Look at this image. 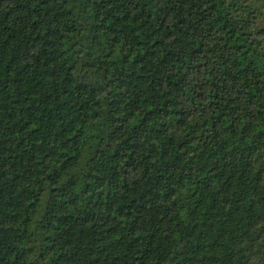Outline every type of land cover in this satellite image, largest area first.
Here are the masks:
<instances>
[{"label":"trees","instance_id":"1","mask_svg":"<svg viewBox=\"0 0 264 264\" xmlns=\"http://www.w3.org/2000/svg\"><path fill=\"white\" fill-rule=\"evenodd\" d=\"M0 264H264V0H0Z\"/></svg>","mask_w":264,"mask_h":264}]
</instances>
